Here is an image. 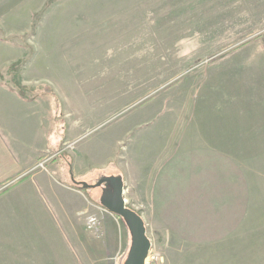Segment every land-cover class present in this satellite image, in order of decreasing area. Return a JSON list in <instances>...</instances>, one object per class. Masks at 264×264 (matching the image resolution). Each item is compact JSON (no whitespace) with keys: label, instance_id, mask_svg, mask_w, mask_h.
Segmentation results:
<instances>
[{"label":"rangeland","instance_id":"obj_1","mask_svg":"<svg viewBox=\"0 0 264 264\" xmlns=\"http://www.w3.org/2000/svg\"><path fill=\"white\" fill-rule=\"evenodd\" d=\"M0 37L19 45L0 78L19 90L38 78L39 95L49 93L53 105L60 98L70 117L87 125L45 169L28 173L35 198L48 195L34 172L59 181L49 166L75 148L87 153L91 170L102 167L114 150L113 135L123 134L114 161L125 153L130 172L113 177L126 189V207L141 211L166 264H264L260 205L240 229H227L221 216L191 212L180 221L185 229L167 242L156 229L161 222L155 223L153 206L143 201L152 192L146 188L152 174L140 172L139 156L144 144L160 143L163 157L180 151L169 163L179 187L234 181L256 185L257 196H264V0H0ZM109 106L112 116L95 124L92 114ZM192 147L207 152L206 162L183 151ZM221 150L223 157L209 155ZM195 191L178 189L194 196L207 190ZM212 220L220 227L209 231Z\"/></svg>","mask_w":264,"mask_h":264},{"label":"crops","instance_id":"obj_2","mask_svg":"<svg viewBox=\"0 0 264 264\" xmlns=\"http://www.w3.org/2000/svg\"><path fill=\"white\" fill-rule=\"evenodd\" d=\"M18 50V42L8 43L0 37V74L4 66L17 59ZM27 76L34 75L28 70ZM34 80L28 78L19 85L22 88L19 90L17 85L0 78V264H113L111 258L118 252H122L119 261L123 264L131 244L129 226L101 202L100 198L111 188L110 184L94 185V182L103 176L124 177L130 172L129 156L127 163L123 162L125 153L121 152L118 156L121 159L114 161L118 145L126 139L123 134L120 137L113 135L110 146L113 144L114 150L106 152V162L102 167L92 170L89 163H94L87 164V153L77 152L76 148L72 154L57 157L49 169L59 181L44 171L32 174L48 195L45 201L35 198L32 195L34 182L27 180L31 168L45 150L58 149L66 140L81 134L87 125L83 127L77 119H72L60 98L53 105L51 101L54 99L51 100L48 92L39 95L34 90L38 78ZM52 93L54 97L55 91ZM107 108L113 107H103V113L100 111L98 117L91 113L99 120H94L95 124L112 116L107 113L110 110ZM201 137L206 139L208 135L202 134ZM209 138L214 144L218 143L217 136ZM139 139L155 143L154 139ZM162 147L160 143L144 144L139 156L143 162L140 172L152 174L151 178L148 176L151 185L146 186L152 192L143 201L153 206L152 217L155 223L157 220L161 222L156 229H160L161 234L164 232L161 236L167 238V242L178 228L181 230L180 226L185 229L180 221L182 216L191 212L210 213L217 219L221 216L227 229L233 226L240 229L243 223L251 222V216L258 211L259 205L264 212V196H257L256 185L253 184L209 180L179 187L182 182L171 179L176 171L169 163L172 156L180 151L172 153L171 158L163 157ZM183 151L191 156L198 155L201 163L206 162L207 152L201 148ZM209 155L223 157L224 151L218 154L210 152ZM151 163L153 165H149ZM179 188H187L189 192H197L196 189L207 191L194 196L189 192H178ZM137 213L144 221L141 211L137 210ZM89 214L96 215L101 221V234L98 236L86 228L85 219ZM213 226L220 227L212 220L209 231ZM69 251L73 254L67 255ZM168 255L169 252L166 259Z\"/></svg>","mask_w":264,"mask_h":264},{"label":"water","instance_id":"obj_3","mask_svg":"<svg viewBox=\"0 0 264 264\" xmlns=\"http://www.w3.org/2000/svg\"><path fill=\"white\" fill-rule=\"evenodd\" d=\"M102 182H108L111 188L103 192L100 198L101 202L110 212L123 218L127 222L131 232V244L123 264H144L150 242L142 217L134 210L125 206L122 196L123 184L119 178L108 176L96 185ZM105 193L108 195L106 196Z\"/></svg>","mask_w":264,"mask_h":264},{"label":"built area","instance_id":"obj_4","mask_svg":"<svg viewBox=\"0 0 264 264\" xmlns=\"http://www.w3.org/2000/svg\"><path fill=\"white\" fill-rule=\"evenodd\" d=\"M72 144H70V142H66L61 144V146L54 151V153H50L49 150H45L43 152V155H41V157H39V159L37 160L36 164L31 168V170L29 172H31L34 169H45L46 164L55 156L62 154V152H64L65 149L69 148ZM126 189L122 188V196L124 198V204H126V198L124 197V191ZM85 225L86 228L91 231L94 235L98 236L101 234V221L99 219V217H97L94 214H89L86 216L85 219ZM149 238V248L144 260V264H166V260H165V256L164 253L162 252V250H160L155 244H153L152 240L150 237ZM119 257L120 255L117 253L115 256H113L112 259V263L113 264H121V262L119 261Z\"/></svg>","mask_w":264,"mask_h":264}]
</instances>
